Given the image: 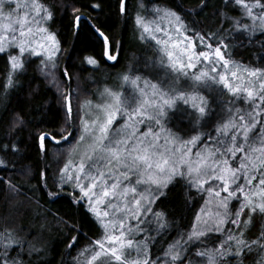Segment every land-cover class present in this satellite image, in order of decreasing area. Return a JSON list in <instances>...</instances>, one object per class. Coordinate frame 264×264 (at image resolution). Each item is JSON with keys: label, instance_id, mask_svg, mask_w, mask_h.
Segmentation results:
<instances>
[{"label": "snow or ice", "instance_id": "obj_1", "mask_svg": "<svg viewBox=\"0 0 264 264\" xmlns=\"http://www.w3.org/2000/svg\"><path fill=\"white\" fill-rule=\"evenodd\" d=\"M11 2L0 0V19L9 8L8 23L0 24V54L7 56L9 66L5 90L17 85L16 77L31 58H40V71L56 85L65 126L56 134L39 132V149L47 155L46 143L69 145V159L55 181L59 191L46 194L53 200L70 187L74 201L87 208L100 232L73 264H243L249 256L252 264H264V66L236 61L230 43L245 33H264V0H234L242 16L222 12L223 22L231 20L232 28L221 26L207 34L191 27L190 14L182 15L166 0H139L134 24L154 57L143 69L130 66L122 73L119 89L105 85L98 90L100 102L95 104L91 99L80 102L67 67L61 86L57 61L64 50L49 26L53 9L42 0H17L13 10ZM72 11L75 35L88 24L102 44L103 57L118 62L122 42L113 43L83 12ZM119 11L127 18L125 0H119ZM85 61L94 69L100 64L95 56ZM145 70L154 78L144 76ZM225 94L231 99L222 107ZM23 124L17 113L13 127ZM7 150V145L0 149ZM46 168L41 172L43 189L48 188ZM181 181L189 192L202 194L204 204L191 227L167 242L171 222L156 205ZM7 183L19 194L11 180ZM256 230L259 235L250 239ZM213 234L219 243L214 239L209 247ZM77 242L73 236L69 248ZM26 243L16 229L0 231V264H26ZM158 243L167 247L155 255ZM14 246L20 248L15 256ZM39 251L28 243L29 256Z\"/></svg>", "mask_w": 264, "mask_h": 264}, {"label": "trees", "instance_id": "obj_2", "mask_svg": "<svg viewBox=\"0 0 264 264\" xmlns=\"http://www.w3.org/2000/svg\"><path fill=\"white\" fill-rule=\"evenodd\" d=\"M42 2L55 13L49 26L52 31L58 33L64 50L59 53L57 76L63 87L66 78L62 73L65 67L68 68L72 75L71 87L74 90L78 89L80 102L92 99L102 85L114 76L126 72L130 66L143 69L144 64L154 57L152 46L139 39V32L134 24L133 18L139 0H125L128 8L127 18L119 11V0H42ZM166 2L182 15L189 13L190 26L204 34L215 32L221 26L225 30L232 28L231 20L223 22L222 12L226 11L230 18L243 14L242 10L234 5V0H227V3L226 0H166ZM95 4H100L101 7H93ZM73 8L79 9L93 24L101 27L110 35L113 43L122 42L118 62L108 61L103 57L102 44L88 24H83L79 34L75 35L77 30L74 25ZM192 21L195 23L192 24ZM242 22L250 23L247 19ZM230 43L235 45L233 58L236 61L249 66H264V33L258 32L252 37L245 33ZM112 51L115 54V48ZM86 56H95L100 60L99 66L94 69L93 66L87 65ZM8 70L7 56L0 54V149L8 146L7 151H0V158L5 161L4 165H0V231L16 229L20 237L40 249L29 256L28 243L25 244L23 258L26 264L29 262L73 264L77 253L92 240L99 238L100 232L98 224L87 208L74 201L70 187L65 188L59 198H53L54 202L46 194L47 191H59L55 181L58 179V169L66 162L69 147V145L57 147L54 143H46L47 155L39 149V132L53 131V134H56L65 126L56 85L50 82V77L46 79L40 71V58H31L26 71L16 77L17 85L5 90ZM147 72L145 70L143 74ZM222 99L227 106V101L231 97L225 94ZM236 106L244 105L238 103ZM17 113L23 116L24 124L14 128ZM76 123H79L78 119ZM12 145L16 146L15 150ZM45 166L47 189H43L45 178L41 176ZM9 180L20 189L19 194L9 190L7 183ZM201 197L202 194L194 189L189 192L184 181L174 187L170 186L167 195L156 205L157 210L163 209L168 213L171 222L167 242H171L181 231L191 227L196 212L204 204ZM217 235L213 234L209 238L207 242L209 247L214 246L212 240L216 239ZM257 235L258 230L249 238L255 239ZM73 236L78 238V242L69 248ZM216 243H219L218 239ZM161 246L167 247V243L162 245L158 243L153 248L155 255H160L157 249ZM19 251L20 248L15 247L11 255L15 256ZM134 257L135 253L132 252L130 258ZM232 264H237V261L233 260ZM243 264H252V256L245 259Z\"/></svg>", "mask_w": 264, "mask_h": 264}, {"label": "rangeland", "instance_id": "obj_3", "mask_svg": "<svg viewBox=\"0 0 264 264\" xmlns=\"http://www.w3.org/2000/svg\"><path fill=\"white\" fill-rule=\"evenodd\" d=\"M19 3H21V4L25 3V0H19ZM16 5H17V0H12V2H11V4H10V8L14 10V9H16ZM23 11H24V10L21 9L20 12H19V15H23ZM8 12H9V8L6 7V8L4 9L5 18H4V19H0V24L8 23V20H7V18H6ZM15 18H16V13L13 12V19H15ZM135 74H137V73H134L133 75H135ZM142 74H143V73H142ZM143 75H144V76H149V78H154V77L150 76V73H149V72H147L146 74H143ZM161 75H162V73H161ZM119 76H120V75H118V76H114L109 82H107V83H105L104 85H102L101 88H100L99 90L102 91L105 85H108V86H110V87H113V88L119 89V85H120V83H121V81L119 80ZM88 100H89V99H88ZM91 100L93 101L94 104L100 102V99H99V91H96V92H95V94L93 95V98H92ZM222 107H226V106L223 105ZM119 123H120V124H123V120H121ZM167 126H168V127H171V125H167ZM117 127H119V125H117ZM142 128H143V126H142ZM68 159H69V156H68V152H67V155H66V162H67ZM76 159L78 160V157H76ZM66 162H65V163H66ZM141 239H143V236H141Z\"/></svg>", "mask_w": 264, "mask_h": 264}]
</instances>
